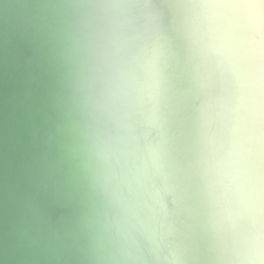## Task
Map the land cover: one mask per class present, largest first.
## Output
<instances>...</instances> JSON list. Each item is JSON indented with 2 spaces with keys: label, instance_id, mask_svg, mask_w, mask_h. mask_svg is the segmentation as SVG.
<instances>
[{
  "label": "water",
  "instance_id": "95a60500",
  "mask_svg": "<svg viewBox=\"0 0 264 264\" xmlns=\"http://www.w3.org/2000/svg\"><path fill=\"white\" fill-rule=\"evenodd\" d=\"M261 252L264 0H0V264Z\"/></svg>",
  "mask_w": 264,
  "mask_h": 264
},
{
  "label": "clouds",
  "instance_id": "9594fccd",
  "mask_svg": "<svg viewBox=\"0 0 264 264\" xmlns=\"http://www.w3.org/2000/svg\"><path fill=\"white\" fill-rule=\"evenodd\" d=\"M208 7L227 9L235 7V5L229 3H213L208 5ZM255 259L258 261V264H264V252H261Z\"/></svg>",
  "mask_w": 264,
  "mask_h": 264
}]
</instances>
